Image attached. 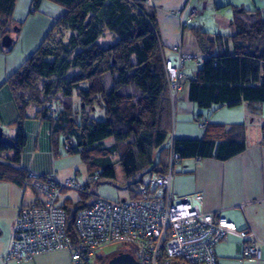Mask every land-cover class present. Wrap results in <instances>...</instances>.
<instances>
[{
    "label": "trees",
    "instance_id": "16d2710c",
    "mask_svg": "<svg viewBox=\"0 0 264 264\" xmlns=\"http://www.w3.org/2000/svg\"><path fill=\"white\" fill-rule=\"evenodd\" d=\"M43 1L59 6L63 13L38 48L5 83L18 118L14 136L6 134L7 139L0 140V180L32 189L30 171L19 166L26 145L22 122L28 118L30 108L35 109L36 117L51 125L53 136L58 137V142L61 140L63 152L80 157L88 170L85 186L89 192L91 184L115 180L116 164L124 181L130 183L128 187H136L146 175L167 172L171 150L178 155L179 165L190 159L224 162L247 149L244 123L214 124L208 115L203 116V111L264 104V14L260 9L241 8L234 14L230 22L235 30L233 35L193 29L200 53L190 54L202 57L203 62L194 73L189 75L185 71L189 76L186 97L200 111L195 122L206 119L208 123L201 140H176L172 135L169 139V135L175 125L174 106L181 97L174 103L169 98L164 73L167 55L160 43L153 4L147 5L146 0H32L31 12H36ZM16 2L0 0L2 39L11 36L14 26L19 31L13 18ZM105 33L115 37V41L102 46L98 41ZM105 74L111 77L110 90L103 84ZM74 93L80 103L79 123L75 121L77 113L72 115ZM48 99L56 103L55 119H47L45 112L40 111ZM96 104L104 112L103 120L89 116ZM214 132L216 137H212ZM260 134L259 145L264 147V124ZM167 140L169 147L165 145ZM157 150L159 156L155 161ZM78 195L77 202L66 199L62 204L65 231L72 240H76L75 215L91 201L87 194ZM120 252L136 255L130 247L117 253ZM108 260L98 253L92 262L107 264ZM170 264L185 263L172 260Z\"/></svg>",
    "mask_w": 264,
    "mask_h": 264
},
{
    "label": "crops",
    "instance_id": "0c3cea01",
    "mask_svg": "<svg viewBox=\"0 0 264 264\" xmlns=\"http://www.w3.org/2000/svg\"><path fill=\"white\" fill-rule=\"evenodd\" d=\"M199 2L206 3V0H153L152 8L156 14L157 30L165 55H169L170 47L179 41L185 52L200 53L193 29L203 31L204 25H189L181 30L177 14L184 8L187 12L189 8H196ZM222 2V7L227 6L232 9L243 7L242 0H222ZM31 6L32 0L16 2L13 18L20 28L18 32L16 26L12 28L13 45L10 50L3 48L0 35V125L3 129L9 127L15 132L14 123L18 118V112L5 83L38 48L49 29L63 13L62 8L46 1L41 2L36 12H31ZM199 11L202 14V10ZM114 41L115 37L105 33L98 43L107 46ZM194 71L192 67L186 69L189 75ZM103 84L106 90L113 87L109 74L103 76ZM81 87L85 88L86 85ZM186 96L187 90L184 89L180 100L174 106L173 139L201 140L204 133L194 120L199 117L200 111L187 100ZM79 115L78 113L75 115L77 123L81 120ZM203 116L207 115L203 114ZM27 117L22 122L26 145L21 151L19 166L36 174H54L59 181L72 178L74 166H70L67 159L65 162L57 159L67 154L61 150V140L59 139L58 142V137L53 136L51 125L36 117L33 108L28 109ZM242 117L230 122L218 119L213 121L209 117L210 122L214 124H245L247 149L242 154L224 162L214 159L181 161L173 172L171 190L175 196H200L197 203L203 213L223 217L234 224L239 231L252 229L262 241L260 259L257 261L253 257L244 256L241 241L229 236L226 241H220L215 245L217 264H264V147L259 145L261 124L257 127V132L251 134L246 126L247 115L243 114ZM212 137H216L215 132L212 133ZM57 154L59 156L56 158ZM76 172L74 177L77 176ZM66 199L69 198H63L61 203L63 204ZM37 200L31 188L23 189L12 182L0 180V264H72L69 255L65 252L38 255L26 263H5L19 209L32 205Z\"/></svg>",
    "mask_w": 264,
    "mask_h": 264
},
{
    "label": "built area",
    "instance_id": "2783aa9c",
    "mask_svg": "<svg viewBox=\"0 0 264 264\" xmlns=\"http://www.w3.org/2000/svg\"><path fill=\"white\" fill-rule=\"evenodd\" d=\"M146 4L151 6L153 0H146ZM177 14L184 30L201 11L189 8L187 12L184 8ZM202 62V57L185 52L180 41L170 47V54L164 57V73L171 103L186 89V69L196 70ZM40 111L47 119H55V101L46 100ZM207 123L202 120L198 128L205 129ZM178 160L171 150L167 172L144 176L131 198L121 201L91 194L76 177L59 181L54 174L30 172L38 201L19 209L5 263H26L38 255L65 252L72 264H91L103 248L119 245L133 246L138 264H170L172 260L217 264L215 245L229 236L241 241L244 256L258 261L262 241L252 229L239 231L225 218L203 213L197 203L200 196L177 197L172 193L173 168ZM67 192L87 194L91 199L89 206L75 215L76 240L65 231L66 213L60 196Z\"/></svg>",
    "mask_w": 264,
    "mask_h": 264
},
{
    "label": "rangeland",
    "instance_id": "374dc122",
    "mask_svg": "<svg viewBox=\"0 0 264 264\" xmlns=\"http://www.w3.org/2000/svg\"><path fill=\"white\" fill-rule=\"evenodd\" d=\"M252 1L253 0H242L243 7L240 6L236 8L238 10L232 9L230 7L228 8L227 6L222 7L223 6L222 0H206V3L199 2L196 8L202 10V14H200L202 16L197 17L192 23H190V25L195 26L196 24H202L204 25L203 31L213 35L215 34H220L223 36L233 35L235 33V30L232 26H230L229 22L232 21L234 14L238 13V11H240L241 8L244 10H254L255 8H259L261 13L264 14V0H261V2L260 0H255L256 3L254 1L252 3ZM100 43L102 44L101 41ZM59 97L61 96L59 95ZM256 105L257 106H253L251 108L250 106H247L245 104L244 106H240V107L238 106L235 108H223V110L220 109L206 110L203 111V113L208 115L211 119H213V121H216L218 119L219 121H226V122H230L233 119L236 120L237 118H241L243 114L245 116L247 115L246 126L250 129L251 131L250 133L253 134L255 131L257 132V127L259 126V124L261 125L264 124V104H256ZM71 106H72V115H75L76 113L78 114L80 113V103L75 93L71 98ZM6 116L7 115L5 112L4 117ZM89 116L91 119L100 121L104 119V112L102 111V108L96 104L95 111L91 112ZM251 120L253 121L251 122ZM224 124H231V123H224ZM4 131L11 138L13 137L15 132L13 131V129L9 127H6ZM172 133H174V127H172L170 131L169 139H171ZM168 143L169 141L167 140L165 145H167ZM158 156H159V150L155 151L154 153L155 161L158 160ZM57 159L58 160L62 159L64 160V162L67 159V163L70 166H74L71 177L74 178L75 172L77 171L78 174L76 176V180L80 184H85V182L88 181V170L85 167V165L81 162L79 156L63 155L62 157H59ZM112 161L113 163H115L117 161V156L112 157ZM114 169L116 172L115 180H105V181H101L99 184H91L90 192L94 195L100 196L108 200H113V201H121L123 199L129 200L132 195L130 191L136 189V187L134 185L132 186L130 185L129 186L130 188L128 187L130 183L124 181L122 177L121 169L118 164L114 165ZM63 198H69L70 200H72V202H77L80 197L75 192H69L66 195L62 193V195L60 196V201H62ZM121 248L123 247L119 245H112L105 247L99 252V256L110 259L113 254H116L117 252L121 251ZM130 248L137 254L136 249L133 246H131ZM104 263L105 261L102 262L101 264ZM92 264H95V261H93Z\"/></svg>",
    "mask_w": 264,
    "mask_h": 264
},
{
    "label": "water",
    "instance_id": "95a60500",
    "mask_svg": "<svg viewBox=\"0 0 264 264\" xmlns=\"http://www.w3.org/2000/svg\"><path fill=\"white\" fill-rule=\"evenodd\" d=\"M13 45V39L10 35H6L2 39V46L5 49L11 48ZM6 133L3 129V127L0 125V140L5 141L6 138ZM107 264H138L137 260L135 259L134 255L131 253L127 252H120L117 253L116 255L112 256Z\"/></svg>",
    "mask_w": 264,
    "mask_h": 264
}]
</instances>
